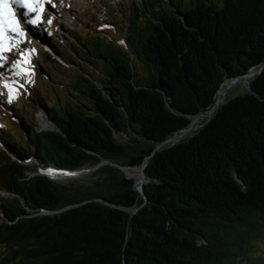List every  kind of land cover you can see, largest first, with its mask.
I'll list each match as a JSON object with an SVG mask.
<instances>
[{"label": "trees", "instance_id": "trees-1", "mask_svg": "<svg viewBox=\"0 0 264 264\" xmlns=\"http://www.w3.org/2000/svg\"><path fill=\"white\" fill-rule=\"evenodd\" d=\"M123 29L129 48L96 43L100 77L79 73L67 102L34 91L52 127L12 110L25 135L1 134L0 262L264 264L253 253L264 237V0H191ZM57 41L47 51L59 57ZM260 62L246 91L154 149ZM146 155L139 192L115 163ZM89 166L100 174L83 184L43 172Z\"/></svg>", "mask_w": 264, "mask_h": 264}, {"label": "rangeland", "instance_id": "rangeland-1", "mask_svg": "<svg viewBox=\"0 0 264 264\" xmlns=\"http://www.w3.org/2000/svg\"><path fill=\"white\" fill-rule=\"evenodd\" d=\"M190 1L50 0L49 2V0H39L38 2V0H28L27 7L18 8L11 0L6 5L9 12L12 11L6 19L11 28H4L0 34L3 38V42L0 43V57H3L0 59V147H3L1 134L4 131L17 139H23L25 135L19 119L12 110L18 111L25 119L28 116V119L40 128L53 126L41 106L35 109L34 91H40L48 102L52 101V104L58 101H63L64 104L74 91V82L79 73L88 72L93 77L99 78L100 75L95 67L100 69L104 61L92 55L96 52V43L102 49L112 48L117 52L124 51V48L128 49V46L121 43L122 36L126 32V29H123L124 21L131 24L133 31L134 24L137 25L144 20L145 15L152 13L153 9L156 14L161 8L170 11L171 5L177 3L182 8H186L190 5ZM32 7L37 11L29 12L27 18L23 17L22 13ZM104 9L106 14L103 13ZM37 16L39 19L36 24L26 23V20L36 19ZM106 18L115 24V28L104 22ZM21 31L23 36L17 34ZM72 31L79 42L72 40L67 43V38L70 39L69 35H73ZM52 37L58 40L59 57L47 51L48 41ZM255 67L252 66V69ZM137 68H141V65L138 64ZM252 69L248 68L242 73L243 78L230 84L223 94L222 102L248 89V81L253 77ZM142 75L141 70H138V77ZM225 86L226 83H223L222 88ZM208 116L210 115H201L185 135L193 133ZM31 160L24 162L34 169L35 165H31ZM127 168H134L131 174L126 171ZM94 169L95 166H89L77 171L61 172V175L55 178L83 184L94 180L100 174ZM122 170L127 177L133 178L134 184L142 180L140 165H125ZM28 172L32 173V171ZM3 251L4 246H0V261L4 256ZM260 252H264V237L254 245L253 253Z\"/></svg>", "mask_w": 264, "mask_h": 264}, {"label": "water", "instance_id": "water-1", "mask_svg": "<svg viewBox=\"0 0 264 264\" xmlns=\"http://www.w3.org/2000/svg\"><path fill=\"white\" fill-rule=\"evenodd\" d=\"M263 66V63L260 62L254 69L249 68V69H252L253 72H252V76H255L259 73V71L261 70ZM244 77V74H240L236 77H232L230 79H226L223 81V83H226V86L222 88V86L217 90L216 94H215V100H214V103H213V106L212 108L210 109H205V110H202L200 112H197L195 113L191 119L189 120V122L184 125L183 127H181L180 129L176 130L171 136L167 137L166 139H164L163 141L161 142H158L155 146H154V149H156L157 147L163 145V144H172L174 142H176L177 140L183 138L184 136H186L185 134L189 131L190 128H192L194 125H195V116L196 115H203V114H208V115H211L212 113H214V111L219 107V105L222 103V97H223V94L224 92L227 90V88L230 86L231 83H233L235 80L239 79V78H243ZM222 83V85H223ZM148 157V155H146L144 157V160L142 161V163L140 164V167L142 169V180L138 181L136 184H134V187L139 191L141 192L142 190V182L145 180V176H146V173H145V169H144V166H145V163H146V158ZM102 161H108V159H103ZM117 166H119L120 168L123 169V166L125 165H120L119 163H115ZM82 169V168H81ZM81 169H75V170H65V169H61V171H77V170H81ZM44 173L46 174H49L51 175L50 173L48 172H45L43 171ZM53 176V175H51ZM136 209V208H134ZM134 209L131 211V213L134 211Z\"/></svg>", "mask_w": 264, "mask_h": 264}, {"label": "snow or ice", "instance_id": "snow-or-ice-1", "mask_svg": "<svg viewBox=\"0 0 264 264\" xmlns=\"http://www.w3.org/2000/svg\"><path fill=\"white\" fill-rule=\"evenodd\" d=\"M6 0H0V5H3L5 4ZM27 2L28 0H12V3L15 4L18 8H25L27 7ZM39 2V0H38ZM50 2V0H49ZM37 11L36 8L32 7V8H28L27 11H24L22 13L23 17L27 18L29 16V12H33L35 13ZM3 13L2 11H0V34H2L3 30H4V21H3ZM38 16L36 19H29V20H26V23H30V24H36L38 22ZM49 23L51 22L50 20L48 21ZM12 31H16V29H11ZM18 35L20 36H23V32H18L17 33ZM0 59H3V57H0ZM51 171V170H49Z\"/></svg>", "mask_w": 264, "mask_h": 264}, {"label": "bare ground", "instance_id": "bare-ground-1", "mask_svg": "<svg viewBox=\"0 0 264 264\" xmlns=\"http://www.w3.org/2000/svg\"><path fill=\"white\" fill-rule=\"evenodd\" d=\"M9 2H11V0H6V2H5V4H3V5H0V11H2V13H3V21H4V28H11V25L9 26L8 25V23L9 22H7V18L9 17V13H11V12H9V10L7 9V4L9 3ZM13 14V13H12ZM12 21V20H11ZM3 42V38H2V36H0V43H2ZM201 118V114H199V115H196L195 116V121H197V120H199ZM47 125L49 126L50 125V123L48 122L47 123ZM52 126V125H51ZM48 168H50V167H48ZM48 168H46V169H43L45 172H48V173H50L51 175H53L54 177L55 176H58V175H61V172H65V173H67L66 171H61V170H58V169H48ZM134 168H127L126 169V171L128 172V173H130L131 174V172H132V170H133ZM49 170H51V171H49Z\"/></svg>", "mask_w": 264, "mask_h": 264}]
</instances>
